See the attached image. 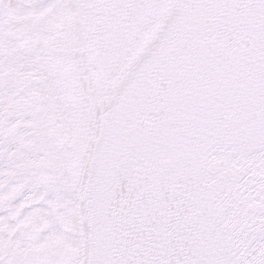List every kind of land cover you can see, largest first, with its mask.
Listing matches in <instances>:
<instances>
[{
    "label": "snow or ice",
    "instance_id": "1",
    "mask_svg": "<svg viewBox=\"0 0 264 264\" xmlns=\"http://www.w3.org/2000/svg\"><path fill=\"white\" fill-rule=\"evenodd\" d=\"M0 264H264V0H0Z\"/></svg>",
    "mask_w": 264,
    "mask_h": 264
}]
</instances>
